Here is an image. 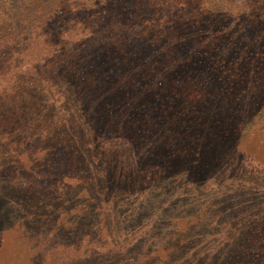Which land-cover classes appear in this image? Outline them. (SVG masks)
<instances>
[{
    "label": "trees",
    "instance_id": "16d2710c",
    "mask_svg": "<svg viewBox=\"0 0 264 264\" xmlns=\"http://www.w3.org/2000/svg\"><path fill=\"white\" fill-rule=\"evenodd\" d=\"M165 40L173 48L163 57L182 58L195 72L192 79L211 83L204 92L214 90L211 104L217 106L212 110L217 115L221 108L226 114L221 120L220 113L215 132H205L207 126L196 131L188 148L200 158L199 164L195 171L184 164L181 179L210 172L216 165L223 169L225 154L230 158L232 153L225 152L226 147L235 148L243 124L251 127L248 134L257 133L264 141V0H0V170L6 186L0 188V204L8 201L28 224L29 263L45 262L34 257L49 249L61 247L62 253L70 247L74 254L65 259L69 263L127 264L130 254L118 252L126 249V234L116 228L132 225L138 213L125 222L108 223L104 235L105 222L97 233L92 225L87 228L92 209L79 213L108 201L124 203L132 197L131 189L153 185L170 172L165 160L155 161L141 173L126 171L117 183L110 176L112 150L96 144L101 129L145 135L147 130L135 124L140 116L133 115L144 103H132L126 92L106 89L125 81L122 75L133 63L141 67L148 46L161 42L162 49ZM154 102L153 110L163 109L161 115L153 114L164 117L165 105ZM118 109L134 121L131 127L120 117L113 123ZM237 147L243 161L232 169L240 175L248 170L240 168L246 158L255 159ZM112 152L125 155L117 145ZM251 160L248 164L257 177H232L227 188L231 192L222 197L239 204L240 236L235 243L223 241L218 254L205 255L206 264H264V166ZM243 195L252 202L243 203ZM177 236L171 252L146 253L144 264H154L155 259L164 264L196 262L195 254L181 253L185 243L181 234ZM105 258L107 262H101Z\"/></svg>",
    "mask_w": 264,
    "mask_h": 264
},
{
    "label": "rangeland",
    "instance_id": "374dc122",
    "mask_svg": "<svg viewBox=\"0 0 264 264\" xmlns=\"http://www.w3.org/2000/svg\"><path fill=\"white\" fill-rule=\"evenodd\" d=\"M161 45L162 43L159 42L154 46H148V54L141 60L138 59L139 61L143 60L141 67L133 63L129 73L122 75L125 81L119 83V87L113 86V84L106 89V91L113 89L124 94L126 92V97L134 100L132 103H144L134 109L133 115L140 116L141 120L138 123L134 118L135 124L137 127H144H138L139 129L147 130L143 132L145 135L136 137L129 131L120 134L117 129L110 132L101 129L99 135L103 136L97 138L96 144L105 150L113 151L115 145L124 150L123 157L112 151L109 152L110 176L118 179L117 183L120 182L119 179L126 171L141 173L145 165L153 164L155 161L165 160L164 164L169 165L170 172L165 175L163 180H159L153 185L144 183L143 188L138 185L131 189L133 195L131 198L126 197L124 203L110 204L108 201L101 205L91 206L90 209L86 207L85 209L83 206L78 208L81 210L84 208L79 214L92 209V213L88 216L90 224L87 228L92 225L93 229L96 228L97 233L98 227L105 222L106 227L102 229L104 235L107 232L108 223L116 224L117 221L122 222L138 213L133 219L132 225H126L123 230L116 228V232H120V235L126 234V243L124 244L126 249H119L118 252L130 254L127 264H144L146 258L142 256H146V253L153 255L158 252L161 254L171 252L170 244L180 234L179 238L185 243L181 253L195 254L193 258L196 259V262L190 263L189 261V264H206L208 261L205 260V255L218 254L223 241L235 243V239L237 240V237L240 236L238 233L241 225L236 222L240 217L236 211L239 204L231 205L227 200H222L226 192H231V189H227L231 186V178L238 176V179L241 177L245 180V178L257 177L254 170L251 169L253 166L248 164L251 160L249 158H246L243 165L240 166V168H247L248 173L239 175L237 169H232V167L236 168L237 163L243 161L237 153V145L239 148L246 149L250 158L255 159L251 162L259 160V163L264 166V141H259L257 133L248 134L251 127L243 124L240 127L241 130L239 128L241 139L235 144V148L231 145L226 147L225 152L230 150L232 153L230 158L225 154L227 157L225 162H228L226 165L223 164V169L216 165L210 167V172L199 176L193 173V175L181 179L184 175L182 170L184 164L192 166V171H195L199 164L200 158H197L193 152H189L188 148L190 140L195 139L196 131H202V128L207 126L210 129L205 132H215L216 122L221 118L220 113L221 120L226 119V114L218 107H216L219 109L217 115H215L216 110H212V105L217 106V102L211 104L213 95L215 96L214 90L204 92V88L207 89L211 83H207V80L192 79L191 76L195 72L191 71L190 67L188 69L185 67L182 58H175V55H171L174 60L170 61L171 58L163 57L166 51L173 48L169 40L163 41L162 49ZM175 61L176 63H174ZM129 75L133 77L132 81L129 80ZM124 94L121 95V99L125 98ZM245 96L243 94L240 98ZM154 100L165 105L164 110L167 112L164 117L156 118L153 114L158 111L161 115L160 109H163L155 107L153 110ZM205 102H209L211 105L205 107ZM122 112L118 109V113H113L114 124L119 121V117L127 119V114ZM166 117L169 118L166 119ZM156 122L157 125H155ZM133 123L134 121L130 119L124 121L128 128ZM186 125L187 127L184 128ZM188 128L191 129V133H185ZM110 130H113V127ZM169 132L173 134H171V138H169ZM226 142L230 143L229 140ZM153 148L156 152L152 157H149L154 152ZM183 150L189 152V155L187 156ZM158 154L162 156L158 157ZM142 158H150L151 161L146 162V160H141ZM174 162L177 165H173ZM5 187L4 172L0 170V188L3 190ZM243 196L242 199L245 201L243 203L252 202L249 195ZM140 202L147 203L148 206L140 205ZM0 208L4 209L3 214L0 212L2 215V217L0 216V264H31L29 263L31 253L27 251L30 245L26 237L29 232L26 227L28 224L10 207L8 201L0 204ZM69 219L73 220V217ZM24 229L27 230V233L24 232ZM178 232L180 233L177 234ZM109 233L112 234L113 230ZM142 233H145L144 236L135 240ZM134 240L140 242L139 245ZM133 242L134 244H132ZM69 248L66 249V252L60 253L59 251H62L63 248L55 247L49 249L46 254L37 255L34 258L37 261L45 260L42 264H74L65 261L66 258H70L74 254L72 248ZM136 256H138V262L134 260ZM107 260L108 258H105L101 262L106 263ZM162 261L155 259L154 264H164ZM168 264H174V262Z\"/></svg>",
    "mask_w": 264,
    "mask_h": 264
}]
</instances>
